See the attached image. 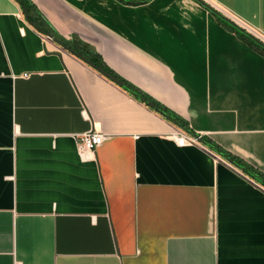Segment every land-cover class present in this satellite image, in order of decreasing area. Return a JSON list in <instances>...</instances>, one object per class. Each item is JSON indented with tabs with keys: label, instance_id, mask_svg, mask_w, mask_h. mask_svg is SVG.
<instances>
[{
	"label": "crops",
	"instance_id": "obj_1",
	"mask_svg": "<svg viewBox=\"0 0 264 264\" xmlns=\"http://www.w3.org/2000/svg\"><path fill=\"white\" fill-rule=\"evenodd\" d=\"M59 36L264 174V54L196 0H31ZM264 41V0H203ZM0 0V264H264V185ZM106 135L82 155L75 136ZM186 131V130H185Z\"/></svg>",
	"mask_w": 264,
	"mask_h": 264
},
{
	"label": "trees",
	"instance_id": "obj_2",
	"mask_svg": "<svg viewBox=\"0 0 264 264\" xmlns=\"http://www.w3.org/2000/svg\"><path fill=\"white\" fill-rule=\"evenodd\" d=\"M22 8H26L27 10V19L31 24H35L39 27H41L45 31H50L54 36L57 37V39L63 44L68 50H70L72 53H74L76 56L84 57L88 60H90L94 66H99L112 74L113 76L117 77L102 61L100 56L94 51V49L84 41H81L75 36H72L70 39H65L61 36H59L47 23L45 19H43L42 15L39 13L36 5L31 0H16ZM217 19L223 23L228 29L235 32L236 35L246 41L249 45L253 46L260 52L264 54V48L259 46L255 41L248 36L247 30L242 28L241 26L237 25L236 23H230L228 21L223 20L220 18L217 14H215ZM80 58V57H79ZM118 78V77H117ZM120 81L123 83L122 86H124L130 93H132L135 97L139 98L141 101L146 102L147 100L152 101L158 112H160L165 118L171 120L176 125L178 124L181 128L188 131L186 121L183 120L180 116H178L176 113L165 107L164 105L160 104L159 102L151 99L149 96L145 95L138 89L134 88L127 82L120 79ZM147 103V102H146ZM177 125V126H178ZM202 141H204L210 148H212L217 153L227 156L230 159H232L235 163L241 165L243 167V170H245L247 173H249L252 177L257 179L259 182L264 184V174L258 171H254L251 169L248 165L244 164L242 160L238 159L237 157L231 155L230 153H226L222 149H220L216 144L212 143L209 140H205L201 138Z\"/></svg>",
	"mask_w": 264,
	"mask_h": 264
},
{
	"label": "built area",
	"instance_id": "obj_3",
	"mask_svg": "<svg viewBox=\"0 0 264 264\" xmlns=\"http://www.w3.org/2000/svg\"><path fill=\"white\" fill-rule=\"evenodd\" d=\"M105 137L106 135H104L101 132L88 131V132L80 133L76 135L74 138L76 140L77 145L79 146V149H81L82 151L81 152L82 155H84V153L92 152L96 147H98L105 139ZM171 137L179 146L202 144L201 141L202 135L192 134L185 130L175 131L174 133L171 134Z\"/></svg>",
	"mask_w": 264,
	"mask_h": 264
},
{
	"label": "water",
	"instance_id": "obj_4",
	"mask_svg": "<svg viewBox=\"0 0 264 264\" xmlns=\"http://www.w3.org/2000/svg\"><path fill=\"white\" fill-rule=\"evenodd\" d=\"M196 1H198L199 3H201V4H203V5H205L206 7H208L212 12H214L215 14H217L220 18H222L223 20H225V21H228V22H230V23H235L234 21H232L231 19H229L227 16H225L224 14H222L221 12H219V11H217L216 9H214V8H212L210 5H208L205 1H203V0H196ZM38 9V8H37ZM22 10H23V12H24V14H25V16L27 17V10H26V8H22ZM38 11H39V9H38ZM39 13L42 15V17H43V19H45L46 21H47V19L44 17V15L39 11ZM47 23L49 24V26L56 32V30L52 27V25L47 21ZM33 26H34V28L37 30V31H39L40 33H42V34H44V35H46L47 37H49V38H51V39H53L54 41H57V42H59V43H61L58 39H57V37L56 36H54L50 31H45V30H43L41 27H39V26H37V25H35V24H32ZM57 33V32H56ZM58 34V33H57ZM247 34H248V36L249 37H251L254 41H255V43H257L259 46H261L262 48H264V41H262L261 39H259L258 37H256L255 35H253L252 33H250V32H248L247 31ZM63 45V44H62ZM64 46V45H63ZM78 57H80L82 60H84L86 63H88L89 65H91V66H94V64L90 61V60H88V59H86V58H84V57H81V56H78ZM98 71H100L102 74H104L105 76H107V77H109L111 80H113V81H115L116 83H118V84H120V85H122L123 83L117 78V77H115V76H113L112 74H110L109 72H107L106 70H104L103 68H101V67H99V66H96L95 67ZM147 102V104L150 106V107H152V108H156V106H155V104L152 102V101H149V100H147L146 101ZM178 125V124H177ZM179 126V125H178ZM180 127V126H179ZM181 128V127H180ZM183 129V128H182ZM185 130V129H184ZM187 131V130H186ZM188 132V131H187ZM189 133H191V132H189ZM192 134H195V133H192ZM202 141V140H201ZM202 143L203 144H206L204 141H202ZM207 145V144H206ZM219 154V153H218ZM221 155V154H220ZM222 156H224V155H222ZM228 161H230L231 163H233L234 165H236L237 167H239V168H242L243 169V167L241 166V165H239V164H237V163H235L232 159H230L229 157H227V156H224ZM264 185V184H263Z\"/></svg>",
	"mask_w": 264,
	"mask_h": 264
}]
</instances>
